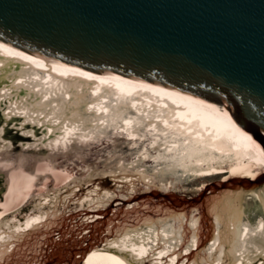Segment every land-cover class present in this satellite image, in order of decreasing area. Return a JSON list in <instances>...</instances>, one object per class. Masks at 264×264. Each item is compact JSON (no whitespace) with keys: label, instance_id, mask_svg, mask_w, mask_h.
I'll return each instance as SVG.
<instances>
[{"label":"bare ground","instance_id":"1","mask_svg":"<svg viewBox=\"0 0 264 264\" xmlns=\"http://www.w3.org/2000/svg\"><path fill=\"white\" fill-rule=\"evenodd\" d=\"M194 93L199 98L136 74L49 57L0 37V154L16 149L37 153L67 145L139 144L177 136L193 139L195 135L199 140L210 130L253 135L255 142L264 133L263 120L250 118L202 91ZM257 165L240 166L239 177L216 186L232 194L219 201L222 206L217 211L216 206L211 208L212 202L196 200L204 205L208 202L210 208L191 217V225L184 226V214L169 213L158 221L146 212V219L133 218V222L123 215L116 223L95 214L77 242L73 235L65 239L59 231L56 246L61 247L54 251L50 242L55 232L45 231L42 236L40 232L30 235V245L27 237L25 242L21 238L7 255L0 249V258L5 264H264V175L256 179L259 175L254 171L256 178L250 180L247 176L253 171L246 172ZM245 193L258 201L249 210L236 206ZM3 211L0 243L13 237V228L16 233L28 230L29 220L35 217H28L27 222L9 220L4 216L10 212Z\"/></svg>","mask_w":264,"mask_h":264},{"label":"water","instance_id":"2","mask_svg":"<svg viewBox=\"0 0 264 264\" xmlns=\"http://www.w3.org/2000/svg\"><path fill=\"white\" fill-rule=\"evenodd\" d=\"M0 37L264 121V0H0Z\"/></svg>","mask_w":264,"mask_h":264},{"label":"rangeland","instance_id":"3","mask_svg":"<svg viewBox=\"0 0 264 264\" xmlns=\"http://www.w3.org/2000/svg\"><path fill=\"white\" fill-rule=\"evenodd\" d=\"M240 127L245 128L243 123ZM204 132L206 136L199 140H195V135L193 139L177 136L139 144L125 141L85 148L69 145L53 150L43 148L37 152L39 155L24 153L23 149L0 154L3 163L0 164V211H9L4 216L9 220L27 222L28 217L35 216L29 220L30 227L24 229L23 235L16 233L15 228L10 229L13 237L0 243V249L7 255L21 238L25 242L27 237L30 245V235L41 232L42 236L45 231H54L55 241L50 245L57 251V246H61H56L60 240L56 233L63 231L65 239L73 235L77 242L85 236L82 232L91 225L90 217L95 214L106 216L105 221L113 220V223L124 216L132 217L127 221L133 222V218L142 220L149 215L152 220L161 221L169 213L184 214L181 220L187 226L191 225V217L206 212L210 206H216L217 211L222 206L220 202L232 194L217 190L216 186L239 177L240 166L259 162L257 167L247 168V173L253 171L247 177L255 180L256 173L259 175L256 179L264 175V133L253 142V135L241 137L233 130L232 134ZM1 167H9L11 171L4 168V173ZM246 172L240 173L241 176ZM241 197L236 204L239 209L249 210L258 204L252 195L245 193ZM199 199L213 204L195 203ZM69 244L74 243L70 240ZM4 261L0 262L5 264Z\"/></svg>","mask_w":264,"mask_h":264}]
</instances>
